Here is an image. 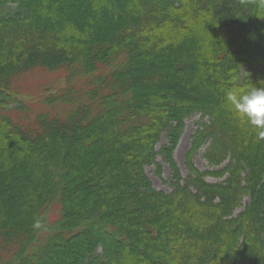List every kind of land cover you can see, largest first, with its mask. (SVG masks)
Segmentation results:
<instances>
[{"label":"trees","instance_id":"trees-1","mask_svg":"<svg viewBox=\"0 0 264 264\" xmlns=\"http://www.w3.org/2000/svg\"><path fill=\"white\" fill-rule=\"evenodd\" d=\"M73 5L0 0V264H264V137L225 101L264 80V8ZM40 67L65 70L66 86L32 116L17 79ZM195 112L209 122L193 149L210 140L208 161L228 160L215 172L222 181L189 162L181 183L173 163ZM164 132L176 170L170 192L145 171Z\"/></svg>","mask_w":264,"mask_h":264},{"label":"rangeland","instance_id":"rangeland-1","mask_svg":"<svg viewBox=\"0 0 264 264\" xmlns=\"http://www.w3.org/2000/svg\"><path fill=\"white\" fill-rule=\"evenodd\" d=\"M75 8L79 11L86 12L87 9L83 6V0H72ZM81 7V8H80ZM2 11H6L2 8ZM90 15V10H88ZM110 17V16H109ZM106 20H110L106 19ZM66 72L63 69L51 70L44 67L36 68L17 79V86L20 91V100L29 106L30 115H35L40 110H47L49 106L43 100L44 97L51 93H58L66 86ZM18 104H11L8 109H12ZM209 122L208 116H203L202 113L195 112L185 117L183 122L182 133L172 151V159L175 167L178 169L181 177V183H184L190 174L189 162H191L201 172L207 173L205 179L209 182L222 181L226 175L216 176L215 172L223 169L228 163V160L221 165H213L205 157V152L209 146L210 140L201 144L197 149H193L194 136L200 126ZM171 135L164 132L156 145L157 156L155 164L145 166V171L148 174L153 186L156 189L170 192L174 189L176 183V170L171 163L167 150H163L170 144ZM251 201V196L246 194L236 213L241 212ZM237 213V214H238ZM15 245H8L3 250V254L8 255Z\"/></svg>","mask_w":264,"mask_h":264},{"label":"clouds","instance_id":"clouds-1","mask_svg":"<svg viewBox=\"0 0 264 264\" xmlns=\"http://www.w3.org/2000/svg\"><path fill=\"white\" fill-rule=\"evenodd\" d=\"M256 4L257 7L264 8V0H256ZM260 82L259 86H252L242 93L227 91L225 101L239 119L260 129V136L264 137V80ZM40 226L39 221L34 225L36 228Z\"/></svg>","mask_w":264,"mask_h":264}]
</instances>
